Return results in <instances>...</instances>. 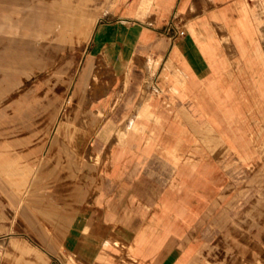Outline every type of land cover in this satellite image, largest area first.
<instances>
[{"label": "crops", "instance_id": "1", "mask_svg": "<svg viewBox=\"0 0 264 264\" xmlns=\"http://www.w3.org/2000/svg\"><path fill=\"white\" fill-rule=\"evenodd\" d=\"M0 264H264V0H0Z\"/></svg>", "mask_w": 264, "mask_h": 264}, {"label": "rangeland", "instance_id": "2", "mask_svg": "<svg viewBox=\"0 0 264 264\" xmlns=\"http://www.w3.org/2000/svg\"><path fill=\"white\" fill-rule=\"evenodd\" d=\"M179 18H177V17H173L170 21H169V23L167 24V26H166V28H165V30L167 31V29L168 28H170L171 27V30H172V33H175V32H177V31H181V30H185V28H183V26L181 25H179L178 23H179ZM61 61H62V57H59V65H60V63H61ZM41 76H45V74H43V75H41ZM256 136V135H255ZM256 140V139H255ZM256 152V151H255ZM252 156V155H251ZM250 169H251V171L252 172H256V168L255 167H250Z\"/></svg>", "mask_w": 264, "mask_h": 264}, {"label": "built area", "instance_id": "3", "mask_svg": "<svg viewBox=\"0 0 264 264\" xmlns=\"http://www.w3.org/2000/svg\"><path fill=\"white\" fill-rule=\"evenodd\" d=\"M166 32L169 33L172 36L173 40L177 39L181 35H184V33H185L184 30H181V31H177L175 33H172L171 27L168 28Z\"/></svg>", "mask_w": 264, "mask_h": 264}]
</instances>
